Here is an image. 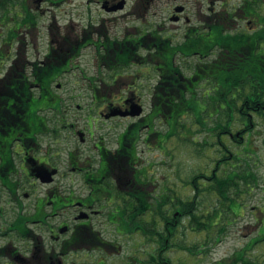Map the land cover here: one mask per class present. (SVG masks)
I'll return each mask as SVG.
<instances>
[{"label": "flooded vegetation", "instance_id": "obj_1", "mask_svg": "<svg viewBox=\"0 0 264 264\" xmlns=\"http://www.w3.org/2000/svg\"><path fill=\"white\" fill-rule=\"evenodd\" d=\"M46 1L57 5L65 0ZM87 1L99 3L105 12L128 8L127 0ZM157 1L132 0L129 9L113 19L115 27L125 25L122 33H109L90 22L78 31L70 30V40L51 31L53 19L41 59H22L19 50L12 55L14 42L31 32L25 28L0 55L2 97L15 87L6 83L11 71L27 74L34 62L65 65L50 81L57 102L39 105L33 121L27 112L24 127L1 130L0 264H170L171 225L176 228L184 217H177L179 210L170 214L171 186L150 176L153 164L143 157L150 149L170 155L169 116L151 108L158 72L164 68L158 55L168 53L171 46L177 61L189 64L183 65L189 71L219 52H246L244 45L219 44V23L224 24L222 32L232 37L253 34L261 28L256 19L264 16V3L242 0L220 7L216 0H207L194 9L176 2L156 9ZM28 6L37 12V21L38 8L31 2ZM17 16H24L20 6ZM130 20L136 25L126 26ZM85 47L93 48L100 75L86 76L80 68L91 93L81 126L57 89ZM252 47L264 53V39L254 37ZM146 79V89H141ZM200 80L203 83L204 78ZM34 89L39 86L32 85ZM138 107L141 111L135 113ZM157 206L161 214L156 213Z\"/></svg>", "mask_w": 264, "mask_h": 264}, {"label": "trees", "instance_id": "obj_2", "mask_svg": "<svg viewBox=\"0 0 264 264\" xmlns=\"http://www.w3.org/2000/svg\"><path fill=\"white\" fill-rule=\"evenodd\" d=\"M15 4L24 9V16L7 25L6 35L0 33L2 37L0 55L6 51L12 38L17 36L18 30L25 28L32 31L37 24L35 18L37 12L29 8V2L26 0H0V20L10 21V10ZM256 20L261 28L253 34H236L232 37L231 34L222 32L223 23H219L218 26L219 44L228 41L231 46L244 45L246 52L232 50L226 53L219 52L218 57L213 56L212 60L204 59L196 62L189 71L183 68V65L189 64L182 63V60L177 61L176 53L172 51L171 46L167 55L157 54L164 63V68L158 72L160 80L151 99L152 110L163 113L165 118L169 116V119L168 117L166 119L171 125V136L178 133L186 144L199 146L196 149L199 151V156L202 157L209 146L214 144L219 146V154L215 157L209 173H195L190 177L188 184L193 189L191 199L179 198L172 192L169 200L173 208L179 210L177 217L186 216L192 230L204 231L207 237L209 235L213 237L214 243L220 241L230 217L236 218L241 211H244L245 205L238 199L243 191L248 190L249 182L258 183L251 166L252 155L257 156L251 146V137L254 133V120L251 117L255 114L260 117L264 132V53L254 51L252 46L254 37L261 36L264 39V16ZM64 66L63 63L39 65L34 62L27 74L20 70L9 73L6 83L9 81L15 87L8 89L6 95L8 97L0 96V134L2 131L7 132L10 126L24 127L27 112L32 115L30 118L32 121L36 119L34 111L39 105L46 106L57 102V95L50 81L57 78ZM200 78H204L203 83ZM32 85H38L39 90H31ZM205 88L206 91L199 94ZM233 113H237L238 117L234 119ZM184 115L194 119L193 124L198 125V128L192 129L190 121L186 123V120H182L185 118ZM233 123L238 126L234 132L230 130ZM197 132L207 133L202 139L203 142L197 141ZM225 134L233 140L238 151H232L223 141L222 136ZM212 135L215 136L214 142L208 141ZM206 191L213 193L217 205L215 204L206 213L198 214L196 211L199 204L198 196L200 192ZM156 213H162L161 207H156ZM223 220L225 221L222 222ZM217 225L219 229L214 236L212 230ZM262 242H264V220L260 221L256 234L250 237L240 250L216 264L238 262L252 264L250 258L245 257V252ZM177 247L186 248L193 253L198 251L196 244ZM203 250L206 248L204 247Z\"/></svg>", "mask_w": 264, "mask_h": 264}, {"label": "rangeland", "instance_id": "obj_3", "mask_svg": "<svg viewBox=\"0 0 264 264\" xmlns=\"http://www.w3.org/2000/svg\"><path fill=\"white\" fill-rule=\"evenodd\" d=\"M161 1V2H160ZM157 1L156 9L163 6L169 7L173 2L184 3L189 8L193 9L197 3H205L207 0H160ZM242 0H216L217 5L221 7V4L226 7H232L239 5ZM258 2H263L264 0H257ZM32 6L36 5L38 8L39 17L37 19V27L31 32L23 34L22 40L18 43L14 42V46L10 50L12 55H14L15 50H19L18 56L22 59H27L32 61L34 59H41L44 52L47 50L48 43V33L47 27L52 24L55 20V24L51 31H59L61 35H68L70 40L72 39L70 30H79L83 28L88 23H94L100 27L107 29V31L114 33H122L123 27L125 26L123 22L119 21L122 27H115L114 20L118 15L122 14L125 10L129 9L132 5V0H127V9L122 12H105L101 8L99 3L87 0H65L58 3L57 5H51L46 3L45 0H39L38 3L29 0ZM159 3V4H158ZM205 7V6H204ZM223 7V6H222ZM10 21L0 20V33L1 35H6L7 25L11 24L13 20L19 19L17 16V10H19L18 5H14L11 8ZM16 14V15H15ZM158 14V13H156ZM144 16L145 15H141ZM12 17V18H11ZM15 17V19H13ZM140 18V16L138 17ZM54 19V20H53ZM132 19V18H128ZM136 21L130 20L126 22V26L132 27L136 25ZM233 23V22H232ZM67 26V28H65ZM101 32H103V30ZM132 31V30H129ZM33 33V35H30ZM95 38V37H94ZM2 37H0L1 43ZM59 39V38H57ZM4 45V44H2ZM1 46V45H0ZM75 67L69 72L64 74V78H61L63 82L62 87L57 89V93H60L61 98L66 101L68 105V110L71 112L72 118L77 120L78 124L84 126V111L90 107V92L87 91V86L85 85L86 79L83 76L81 69L86 76H99L100 73L96 67L94 61L93 48L85 47L82 49V56L79 57L75 62ZM4 66V65H3ZM81 68V69H80ZM133 71V70H132ZM102 75H106L107 71H102ZM150 82V80H149ZM144 86L141 89H146V82H141ZM76 104H80L77 108ZM234 119L238 117L237 113H233ZM186 123H192L191 128H198L194 123V119H191L189 115H184ZM254 120L253 124V135L251 137L252 147L256 151V155H252L251 166L257 176V184L249 182L248 190L243 191L239 196V201L243 202L245 205L244 211L240 212V215L236 218L230 217L224 231L221 234L220 241L213 243V239L207 237L204 231H195L189 227V221L186 218L181 219V224L176 228L171 227L172 237L171 244L180 243L182 246H193L201 248L200 253L189 252L188 249H179L176 246H171L170 249V264H216L217 262L227 259L235 251L240 250L241 247L245 245L247 240L254 236L259 227L260 221L264 220V144H263V125L258 115L251 117ZM190 121V122H188ZM237 121V120H234ZM238 126L232 124L230 130L234 132ZM184 134H182L183 136ZM207 133L197 132V141L203 142V137ZM225 134L222 139L227 143L228 147L232 151H238V147L234 144L233 140ZM196 138V137H195ZM215 140V136L212 135L208 141ZM75 142V140H74ZM76 143V142H75ZM86 145H79L81 148H85ZM170 155H163L158 150H148L144 153V158L151 162L153 165L150 167V176H155L161 180H166L171 186L172 192H174L179 198L191 199L193 194L192 187L188 184L190 177L195 173L206 172L209 173L211 165L214 163L215 157L219 154L218 144H214L208 147V151L204 153L201 157L199 156V151H196L199 146L195 144H186L180 139L179 134L175 133L170 141ZM202 151V150H201ZM217 171V170H216ZM201 181V180H200ZM244 187V186H243ZM172 194V193H171ZM199 204L197 207L198 214L202 212L206 213L212 209L216 204L213 193L209 191L200 192L198 196ZM217 205V204H216ZM176 209L171 205L170 214H172ZM258 220V224L256 221ZM223 220L222 222H224ZM219 226L213 228L214 235L217 234ZM262 228L260 229V231ZM259 231V232H260ZM206 241V242H205ZM205 242V244H203ZM204 247L206 250H203ZM245 257L250 258L252 264H264V242L257 243L253 248L245 252ZM237 264H243L238 262Z\"/></svg>", "mask_w": 264, "mask_h": 264}, {"label": "water", "instance_id": "obj_4", "mask_svg": "<svg viewBox=\"0 0 264 264\" xmlns=\"http://www.w3.org/2000/svg\"><path fill=\"white\" fill-rule=\"evenodd\" d=\"M140 110H141V108H140V107H138V108H136V109H135V111H134V112H135V113H139V112H140Z\"/></svg>", "mask_w": 264, "mask_h": 264}]
</instances>
